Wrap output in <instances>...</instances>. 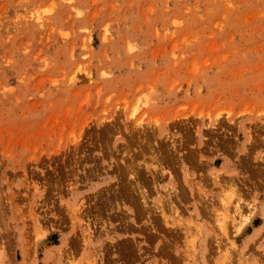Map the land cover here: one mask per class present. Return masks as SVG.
I'll use <instances>...</instances> for the list:
<instances>
[{
  "label": "rangeland",
  "instance_id": "obj_1",
  "mask_svg": "<svg viewBox=\"0 0 264 264\" xmlns=\"http://www.w3.org/2000/svg\"><path fill=\"white\" fill-rule=\"evenodd\" d=\"M0 264H264V0H0Z\"/></svg>",
  "mask_w": 264,
  "mask_h": 264
},
{
  "label": "bare ground",
  "instance_id": "obj_2",
  "mask_svg": "<svg viewBox=\"0 0 264 264\" xmlns=\"http://www.w3.org/2000/svg\"><path fill=\"white\" fill-rule=\"evenodd\" d=\"M137 110L136 109H134L133 111H130L129 112V114L131 115V116H133V117H135L136 116V112ZM130 116V117H131ZM134 120H137L136 118L134 119ZM138 120H140V119H138ZM142 121V120H141ZM138 124H140L139 122H137ZM127 124V123H126ZM146 130V129H145ZM238 191V190H237ZM224 199V198H223ZM225 200V199H224ZM238 201V200H237ZM241 201V200H240ZM240 201L237 203V206H236V211L238 210V213L239 212H241L240 211V208L242 207V205L240 204ZM243 202V201H242ZM248 205V204H247ZM256 205V204H255ZM255 205H249V206H253V207H249V209H250V211H251V209H253V211L248 215V216H245V215H243L242 214V216H241V218H240V220H238L237 221V219H234V221H237L236 222V224H235V230H236V232H239L240 230H241V228L247 223V222H249V220L251 219V216L254 214V212H255V210H256V206ZM217 211V210H216ZM219 212V211H218ZM218 216H217V218H216V220L219 222V224L218 225H220L221 226V228H223V226H222V224H221V222H222V217H221V212L220 213H218L217 214ZM237 216H239V214L237 215ZM218 249V248H217ZM224 263V262H223Z\"/></svg>",
  "mask_w": 264,
  "mask_h": 264
}]
</instances>
